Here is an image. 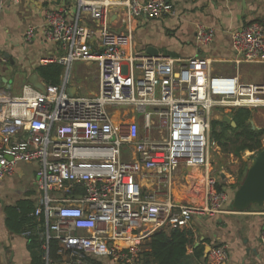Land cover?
<instances>
[{"label":"built area","instance_id":"obj_1","mask_svg":"<svg viewBox=\"0 0 264 264\" xmlns=\"http://www.w3.org/2000/svg\"><path fill=\"white\" fill-rule=\"evenodd\" d=\"M172 8L170 0H75L51 9L43 33L62 55L39 63L96 65L94 92L68 95V74L58 86L44 83V92L0 91V181L18 164L36 166L43 264H144L141 246L153 233L225 212L228 190L218 189L220 174L210 168V123L217 109L264 108V20L230 33L235 67L260 66L259 82L216 74L204 56L136 51L130 31L127 44L113 40L111 10L124 24ZM34 36L24 32L26 42ZM213 38L212 28L197 27V45ZM258 241L264 246V226ZM207 256L211 264L228 260L223 246Z\"/></svg>","mask_w":264,"mask_h":264},{"label":"crops","instance_id":"obj_2","mask_svg":"<svg viewBox=\"0 0 264 264\" xmlns=\"http://www.w3.org/2000/svg\"><path fill=\"white\" fill-rule=\"evenodd\" d=\"M109 1L114 3L120 0ZM170 1L173 6L170 15L159 18L142 17L127 20L124 24L120 22V14L111 10L110 28L116 35L113 40L127 44L126 34L130 31V43L136 51L180 60L204 56L212 60L214 73L229 75L227 67H235L230 33L248 22L264 20V0ZM74 2L75 0H18L15 5L10 0H0L1 92L10 96L21 95L23 86L29 85L30 76L37 74L35 68L40 65L42 57L59 58L62 55L44 37L45 14L51 9L72 5ZM198 26L214 30V38L206 47L197 45L194 40ZM28 29H32L35 36L26 42L24 32ZM71 64L68 68L60 65L69 71ZM95 73L98 77L97 67ZM39 79L44 83L40 77ZM68 88H74L77 94L75 86L69 85ZM35 169L34 164H18L11 177L0 181V264H31L28 235L15 234L7 228L4 208L24 199L31 200L37 206L39 194L35 184ZM219 174L220 185L228 190L225 212L192 219L185 229L192 234L187 254H191L196 247H202L203 257L207 264H211L207 256L209 249L223 246L228 255L226 264H264V246L258 241V235L264 226V205H253L246 211H234L231 200L237 187H227L233 184L232 179L229 180L230 175ZM236 179L238 182V177ZM12 193L15 195L10 197ZM142 247L143 244L141 254L144 251ZM38 253L41 256L40 250ZM100 264L110 263L101 260Z\"/></svg>","mask_w":264,"mask_h":264},{"label":"trees","instance_id":"obj_3","mask_svg":"<svg viewBox=\"0 0 264 264\" xmlns=\"http://www.w3.org/2000/svg\"><path fill=\"white\" fill-rule=\"evenodd\" d=\"M62 71L63 67L56 62L40 64L35 68V72L42 81L52 86L60 84ZM229 116L235 127L225 123L222 119H214L210 123V139L220 145L222 150L235 155L245 150L259 152L263 148L264 128L252 129L251 110L236 109L231 111ZM245 168L238 174V183L244 176ZM220 186L218 185V189ZM34 209L35 204L29 199L20 200L13 206H6L4 208L5 225L12 233H29L27 242L31 264H43L42 257L38 253L39 232L42 231L43 220L41 218L40 221H37L33 217ZM262 211H264V207ZM191 242L192 234L185 229H167L155 232L143 242L144 251L141 254L143 262L144 264H207L206 258L203 257L202 247H196L191 254H187V247Z\"/></svg>","mask_w":264,"mask_h":264},{"label":"rangeland","instance_id":"obj_4","mask_svg":"<svg viewBox=\"0 0 264 264\" xmlns=\"http://www.w3.org/2000/svg\"><path fill=\"white\" fill-rule=\"evenodd\" d=\"M231 66L232 68L227 67L228 74H238L242 82H259L263 78V70L260 66L248 64H241L238 67H234L233 65ZM95 70V65H90L84 62H73L69 71H66V68L63 69L62 76L68 74L69 72V85L77 88L78 96H85L87 93H91L93 86H95L97 82V74L95 73ZM223 115L229 116V112L217 109L215 110L214 118L216 120H221V116ZM250 124L254 127V129L264 128V108L251 110ZM216 130H218V128H216ZM262 143L264 147V136L262 137ZM228 148H230V146H228ZM126 152L127 150L123 148V154ZM257 153L258 152L255 151L251 152L245 150L239 152L238 155H235L222 150V147L215 142V146L210 151V168L216 175L219 173L230 175L229 180L232 179L233 184L227 187L233 188L234 185L238 186V184H240L236 179L240 170L246 167V171L252 161V158ZM14 195L15 193H12V196L10 197H13Z\"/></svg>","mask_w":264,"mask_h":264},{"label":"water","instance_id":"obj_5","mask_svg":"<svg viewBox=\"0 0 264 264\" xmlns=\"http://www.w3.org/2000/svg\"><path fill=\"white\" fill-rule=\"evenodd\" d=\"M28 84L44 92V83L40 82L37 74L30 76ZM66 92L70 96L75 95L74 88H66ZM222 120L235 127L230 116L223 115ZM253 205L257 207L264 205V147L252 158L242 181L233 192L231 200V208L236 212L246 211Z\"/></svg>","mask_w":264,"mask_h":264}]
</instances>
